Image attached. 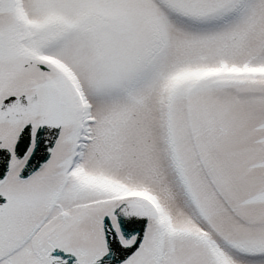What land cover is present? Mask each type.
Masks as SVG:
<instances>
[{
	"label": "snow or ice",
	"instance_id": "snow-or-ice-1",
	"mask_svg": "<svg viewBox=\"0 0 264 264\" xmlns=\"http://www.w3.org/2000/svg\"><path fill=\"white\" fill-rule=\"evenodd\" d=\"M0 264H264V0H0Z\"/></svg>",
	"mask_w": 264,
	"mask_h": 264
}]
</instances>
